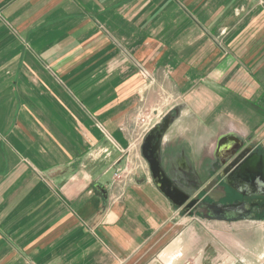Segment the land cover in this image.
Returning <instances> with one entry per match:
<instances>
[{
    "label": "crops",
    "instance_id": "obj_1",
    "mask_svg": "<svg viewBox=\"0 0 264 264\" xmlns=\"http://www.w3.org/2000/svg\"><path fill=\"white\" fill-rule=\"evenodd\" d=\"M147 112L183 191L236 193L218 151L264 156V0H0V264H264V218L161 193Z\"/></svg>",
    "mask_w": 264,
    "mask_h": 264
},
{
    "label": "water",
    "instance_id": "obj_2",
    "mask_svg": "<svg viewBox=\"0 0 264 264\" xmlns=\"http://www.w3.org/2000/svg\"><path fill=\"white\" fill-rule=\"evenodd\" d=\"M172 116L166 117L159 126L152 129L146 136L142 146V154L148 161L153 180L161 193L168 198L174 207L185 213L192 214L193 210L201 206V200L191 197L175 183L162 168L160 161L163 137L171 127ZM218 154L219 167L226 184L236 193L245 197H264V156L259 155L253 147L245 144L236 136L227 137L221 142ZM264 208V204L245 202L217 204L210 203L201 206L198 212L206 219L219 221H238L254 216L257 209Z\"/></svg>",
    "mask_w": 264,
    "mask_h": 264
},
{
    "label": "rangeland",
    "instance_id": "obj_3",
    "mask_svg": "<svg viewBox=\"0 0 264 264\" xmlns=\"http://www.w3.org/2000/svg\"><path fill=\"white\" fill-rule=\"evenodd\" d=\"M163 122V121H162ZM161 122V123H162ZM218 186L222 189L224 186L221 183L219 185V182H213L207 186L205 190H203L198 197L201 200V206H207V204L210 203H236L238 200L242 199V196L236 195L235 193L231 192L230 190H219L217 189ZM264 202V201H263ZM200 206V207H201ZM199 209V208H197ZM264 211V210H263ZM261 211L260 213H257L256 217L264 218V212Z\"/></svg>",
    "mask_w": 264,
    "mask_h": 264
},
{
    "label": "built area",
    "instance_id": "obj_4",
    "mask_svg": "<svg viewBox=\"0 0 264 264\" xmlns=\"http://www.w3.org/2000/svg\"><path fill=\"white\" fill-rule=\"evenodd\" d=\"M167 115L165 113L156 115L154 112H147L141 115L138 118V122L142 127L143 136L142 139H145V136L155 127L159 126L160 123L165 119ZM117 178H121L119 174L116 175Z\"/></svg>",
    "mask_w": 264,
    "mask_h": 264
},
{
    "label": "flooded vegetation",
    "instance_id": "obj_5",
    "mask_svg": "<svg viewBox=\"0 0 264 264\" xmlns=\"http://www.w3.org/2000/svg\"><path fill=\"white\" fill-rule=\"evenodd\" d=\"M235 194L237 195L238 193H235ZM238 195H240V194H238ZM197 198H199V197H197ZM240 201L245 202L247 205H250V204H252V202H255V201H258L259 203H262L264 201V197L256 196V197L249 198V197L242 196V199L238 200L237 202H240ZM197 208L201 209L200 206H198ZM197 208H195V209H197ZM261 211H262V209H257L256 212L254 213V215H256L257 213H260Z\"/></svg>",
    "mask_w": 264,
    "mask_h": 264
}]
</instances>
